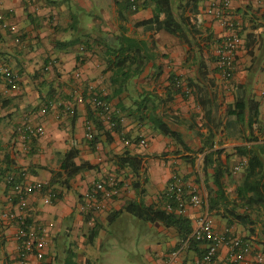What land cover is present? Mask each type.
Masks as SVG:
<instances>
[{
	"label": "crops",
	"instance_id": "1",
	"mask_svg": "<svg viewBox=\"0 0 264 264\" xmlns=\"http://www.w3.org/2000/svg\"><path fill=\"white\" fill-rule=\"evenodd\" d=\"M230 1L231 15L238 23L243 39L236 69L231 79H224L214 60L213 71L204 81L199 75L195 56H189V47L177 36L166 30L154 36L151 32L136 33L134 23L151 17V7L135 4L134 11L126 12L127 20H124L116 0H110L108 6L106 0L0 1V10L12 9L9 16L22 39L17 43L10 31L0 28V63H6L15 75L13 82L0 77L1 164L4 168L26 173L29 180L45 182L47 191L32 192L28 196L34 219L50 230L46 256L42 260L31 257L30 264H62L64 257L71 253H76L80 262L90 259L96 264L102 254L96 259L81 257L82 250L86 252L89 247L102 250L109 240H118L119 237L128 241V254H132V260L138 264H165L171 252L180 246L182 238L177 228L137 217L125 211V206L134 200L146 206L163 207L168 183L174 173L183 177L188 191L197 188L203 199L201 207L188 204L183 213L192 220L193 227L198 217L208 214L216 230L231 226L238 235L263 249L259 242L264 241V215L259 219L251 216L250 209L245 210L244 199L238 196L237 188L248 185L250 174L259 168L256 164L247 172L248 157L238 152V148L259 145L255 148L256 154L264 161V0ZM211 2L202 0L199 7L205 27L213 31L215 54L217 43L227 29L221 17L207 13ZM96 4L97 9L94 8ZM84 9H87L88 18H83ZM254 25H263V33L257 34V40L249 49L246 34L253 31ZM122 27L127 29L128 35L154 40L156 56L142 74L132 78L121 99L111 101L118 110L116 115L123 118L120 128L111 129L102 122L103 129L94 131L99 139L92 147L86 127L91 122L95 129L89 118L94 112V116L100 119L96 111L88 102L74 100L75 112L70 115L63 103L73 100L76 86H81L86 94L90 92L89 85L96 93L106 91L107 95L111 94L107 81L109 72L105 71L100 56L104 44L98 40L106 35H117ZM77 34L81 35L82 41L90 42L87 47L84 48L83 44L67 45ZM51 60H54L53 65L46 69ZM172 74L199 83L200 91L196 93L194 89L191 94L177 91L170 82ZM243 87L258 101L260 110L255 140L250 141L245 137L248 132H240L239 124L229 122L226 116L227 108L242 94ZM202 95L204 98L199 99ZM201 99L206 105L201 104ZM50 100L54 103L49 104ZM25 120L42 125L44 130L33 140L28 151L23 149L16 132L17 126ZM158 120L178 132L182 141L164 135L157 128ZM212 132L215 134L213 146L206 150H221L219 160L231 175L225 177V204L209 210L207 183L212 182L205 180L201 168L206 153L202 148ZM142 138L147 140V146L140 145ZM73 146L80 150L76 163L89 162L94 167L75 175L69 188L49 185L53 172L61 171L64 153ZM125 151L142 157V168L137 177L140 187L136 190L129 180L121 186L119 194L94 215L98 233L93 241H89L93 222H86V215L79 209L80 203L87 190L109 175L125 180L123 171L118 172L111 162L113 154ZM243 161H247L243 168L234 172L235 165ZM9 192V186L2 181L0 232L5 246L0 250V264H15L18 254L16 224L5 216L9 210L17 211L8 201ZM51 192L55 196L47 202L46 196ZM203 251L204 243L199 248L186 246L176 264H199ZM227 256L228 247L221 246L212 264H226ZM250 264L257 263L252 261Z\"/></svg>",
	"mask_w": 264,
	"mask_h": 264
},
{
	"label": "trees",
	"instance_id": "2",
	"mask_svg": "<svg viewBox=\"0 0 264 264\" xmlns=\"http://www.w3.org/2000/svg\"><path fill=\"white\" fill-rule=\"evenodd\" d=\"M201 1L202 0H116V3L121 10L120 16L124 20H127L126 12L134 11L133 5L135 4L137 5L140 3L143 7H151L153 12L151 17L138 20L134 23L136 33L146 34L147 32H151L154 36L159 31L166 30L177 36L189 47V56H195V60L200 68L199 75L204 81L208 79L210 71H213L211 65L214 60L216 61V55L213 54V31L204 25L203 15L199 7ZM252 28L253 31H249L248 34H246V42L249 49L250 45L254 44L257 40V34L261 35L263 33V25H254ZM98 41L104 44V51L100 56L105 64V71L109 72L107 81L111 88V94L107 95V98L110 101L113 99L120 100L122 96L121 94L127 89L132 78L142 74L149 62L155 59L156 55L153 50L156 45L155 41L152 40L151 42L149 39L137 35H128L125 27H122L117 35H106ZM87 43L90 42H88V40L82 41L81 35L77 34L72 40L67 42V45L73 46L76 44H83V47L85 48L87 47ZM1 54L2 53H0V57ZM1 76L2 75L0 74V77ZM178 78H180V76L172 74L170 77L171 85L177 91L185 94L182 87L177 86ZM186 82L193 90L195 89L196 93L200 91L199 83L195 81ZM240 87L241 86H237V88ZM200 98H204L203 95L199 97V99ZM119 104H121V101ZM201 104L206 105L205 100L203 101L201 99ZM226 116L229 122L239 124L240 132H248L245 134L247 140H255L254 131L257 128L256 124L260 116L259 103L244 87L242 94H239L235 101L227 108ZM89 120L93 121L95 124L92 136L90 138L88 137L91 146L94 147L99 139L98 134L94 131L102 130L103 125L102 121L94 116V112ZM156 123L157 128L164 135L177 141H182L180 134L172 130L164 121L158 120ZM118 128H120V124ZM214 135V132L210 133L202 148V151L205 150L206 153L201 170L205 176V180H211L212 182V184L207 183L209 210H213L218 208L221 204H225L227 200V183L225 177L228 174L231 175L230 170L223 168L222 163L219 160L221 150H206L212 148V138ZM257 146L259 145L238 148V152H242L248 157L247 172H250L256 164L259 165V168L254 174H250L248 185H242L237 188V194L244 199L243 205L245 210L250 209L249 214L251 216H256L257 219H259L260 215H264V161L259 158L260 156L258 154H256L255 148ZM79 153L80 150L76 146H73L64 153L61 171L57 174H54L53 172V177L51 178L49 185H59L69 188L70 180L75 175L94 167V165L89 162H84L78 165L75 159ZM111 162L115 165L118 172L123 171L125 174V180H120L121 186L126 185L127 180H129L131 183L130 185L136 190L139 189L140 180L137 177L140 174L143 163L140 155L133 154L130 151H125L121 154L115 153L111 157ZM1 163L0 159V184L2 181H5L8 174L12 173L16 176H20L22 173L20 170L16 171L4 168ZM210 169L212 171H210ZM213 184L215 187H213ZM54 189L56 190V188ZM54 189L52 190L55 191ZM171 202L176 206L173 211L167 210V203ZM125 211L147 221H159L166 226L177 228L178 233L182 238L179 245L187 240L193 231L192 220L177 210V204L171 200L167 194L164 196L163 207L146 206L143 203L131 200L125 206ZM238 216L239 218L243 217L242 215H236V217ZM90 218L89 215H86L87 223H89ZM231 223L232 220H230L229 225H231ZM92 224L93 226L90 230L91 233L88 237L89 241H93L98 233V225L95 223V219ZM259 243L262 244L264 249V241ZM200 244L201 242L198 240L192 238L189 239V247L196 246L199 248ZM4 246L5 240L3 233L0 232V250H2ZM201 254L202 253L200 252V256ZM62 264L95 263L90 259L85 262H80L77 259L76 253H71L64 257Z\"/></svg>",
	"mask_w": 264,
	"mask_h": 264
},
{
	"label": "built area",
	"instance_id": "3",
	"mask_svg": "<svg viewBox=\"0 0 264 264\" xmlns=\"http://www.w3.org/2000/svg\"><path fill=\"white\" fill-rule=\"evenodd\" d=\"M230 4V0H212L207 8V13H214L222 18V22L227 29L215 49L216 67L219 74L227 80L234 75L238 52L243 45L239 25L230 12ZM11 11L12 9L0 10V28L10 31L14 35V41L18 43L22 39L17 27L10 19ZM53 61H49L45 68L50 69ZM0 74L2 75L1 78L7 81L13 82L15 79V75L6 63L0 64ZM177 86L182 87L185 94L193 92L192 87L181 77L177 79ZM93 88L92 85H89L88 90L90 92L86 94L81 86H76L72 93L73 100L64 101V103L61 101L60 103L65 104L67 114L73 115L75 112L74 100L88 102L106 126L117 129L123 118L116 115L118 110L107 98V92L103 91L99 94L94 92ZM50 103L53 104L54 101L50 100ZM43 111H46V109L44 108ZM93 130V124L89 122L86 127L87 137L92 136ZM43 131L42 125H35L29 120H25L17 126V139L22 143L23 149L28 151L33 140ZM140 145L147 146V140L142 138ZM246 162L243 161L235 165L234 172L240 171ZM26 176L24 172L18 177L10 173L5 179V183L10 188L7 196L8 201L17 209L16 212L9 210L5 213V216L16 224L15 240L18 254L15 264H30L31 257L42 260L48 252L50 238L49 228L34 219L28 200L29 194L44 190L46 184L41 180H29ZM120 188V179L116 175H109L107 178L96 182L84 194L79 206L80 211L85 215H89L91 217L89 222L92 223L94 215L103 210L107 202L119 194ZM187 191L183 177L179 173H174L168 183L166 194L177 204V210L181 213L185 212L188 204L199 207L203 205V199L197 188ZM54 196V192L48 193L46 201H50ZM175 207L172 202L167 203V210L173 211ZM190 238L204 243V251L198 260L199 264H212L220 247L224 245L228 247L226 264H250L252 261L257 264H264V249H258L252 241L238 235L231 226H226L222 231L216 230L208 214L196 219L190 237L171 252L165 264L177 263L183 248L189 246Z\"/></svg>",
	"mask_w": 264,
	"mask_h": 264
},
{
	"label": "rangeland",
	"instance_id": "4",
	"mask_svg": "<svg viewBox=\"0 0 264 264\" xmlns=\"http://www.w3.org/2000/svg\"><path fill=\"white\" fill-rule=\"evenodd\" d=\"M109 3L110 0H106L107 6ZM94 8L97 9L99 7H97L96 4ZM75 11H80V10L78 8H75ZM83 11H84L83 18H88V16L86 15L87 9H84ZM45 192L47 191L45 190ZM127 242L128 241H123L120 237L118 238V240L116 238H113L112 240H109L108 244H106V246L102 250H100L99 248H91V247L86 248L87 244H85L86 245L85 248L88 250L86 252L82 250L81 257L90 256L91 258L93 257V259H96L97 256L100 257L99 255L102 254L101 257L102 259L98 262L95 261L96 264H138L136 260H132L131 258L132 254L131 255L128 254L129 244L126 245Z\"/></svg>",
	"mask_w": 264,
	"mask_h": 264
}]
</instances>
